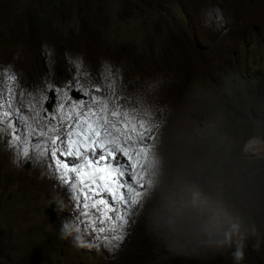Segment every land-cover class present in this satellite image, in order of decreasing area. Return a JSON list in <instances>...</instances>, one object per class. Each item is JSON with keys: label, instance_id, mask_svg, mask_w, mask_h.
<instances>
[{"label": "rangeland", "instance_id": "obj_1", "mask_svg": "<svg viewBox=\"0 0 264 264\" xmlns=\"http://www.w3.org/2000/svg\"><path fill=\"white\" fill-rule=\"evenodd\" d=\"M29 1L20 0L21 8L25 9L30 3ZM99 1L107 3L104 10L106 17L104 23H97V19L92 18L91 22L94 25L86 20L85 29L90 35L89 42L94 45L92 38L94 35L100 41L94 50L90 52H85L82 47H68L63 44V39L60 37L50 38L41 34L37 37L32 35L28 38L27 34L25 35L24 33H30L31 31L26 30L21 25L20 19L16 20V25L19 26L16 29V34L19 35L16 44H13L12 38L0 37V58L12 61L11 65L20 74L17 77L19 80L17 83L11 82L12 89L7 92L8 102L4 100L6 104H11L12 112L15 111L16 113L19 111L22 114L21 108H26L25 112L28 113L27 118L31 119L32 128L37 131L41 129L47 131L49 123L46 121L36 123L33 120V118L41 115L39 106L42 103L43 107L42 101L46 99L48 93L47 84L42 82L40 78L48 74L54 79L56 66H60L66 76L67 69L59 65V59L64 57L65 54H78L81 55L87 65L88 72L83 82L77 85L80 90L76 91V96L63 101L60 99L62 93L58 92L56 94V104L53 107L52 114L49 116L52 124L57 122L53 117L60 115L57 111L58 104H71L73 101L80 100L88 101V96L84 94V90H87L89 95L106 98L110 107L115 99V102L120 105L122 110L126 109L131 112L132 110L129 107L132 99H118V91L116 90L111 91V95L107 97L110 92L102 85L103 81L107 80L113 85V89L128 86L130 91H140L153 103L155 102V105H161L158 114L160 115L159 118L166 115L168 110H172L173 116L177 114L184 115L194 121L202 130V134L216 135L214 134L212 121L206 118L205 113L208 114L210 112L212 106L216 103L215 99L220 94L213 87L217 72L210 66V59H216L218 51L214 48L213 43L210 44L211 48L201 46L203 45L202 42L198 44L201 47L195 43L193 44L195 38L191 34L192 27L196 21L201 20L203 17H208L209 15H205V13L211 8L205 7L204 0H184L185 3L183 5L180 4L183 0H175L174 3H166L165 0H148L156 9V12L147 11L141 13L131 10L127 12L125 19H119L116 12L117 4L111 3V1L115 0ZM157 2L159 6H156ZM228 5L229 1L225 0L219 14L220 17L224 8ZM79 9L75 10V15H68L61 19L64 31L73 26L75 17L79 23L80 20L88 16V11L83 15L84 11ZM162 12L163 14H161ZM241 20L247 24L238 34L239 41L234 38L236 35L231 33L226 36V39L233 41L237 53L248 59L251 56L252 49L247 44L251 45L250 41L264 36V12H256L255 15L250 12L248 16L247 14L242 16ZM252 20H255L253 26L251 25ZM225 29L224 24H221L216 31L219 33L220 30L231 31L230 29ZM187 31L190 32L185 35ZM73 32L75 33L74 28ZM176 33H179V35L174 39L181 41L176 47H165L164 52L166 53L163 54L162 64L167 63L170 67L176 68V70L180 68V70L176 72L172 82L168 83L172 86L166 89L167 84L163 82V74L154 75L149 61L154 59L153 51L158 54L159 47L170 43L171 37H174ZM222 33L219 36H222ZM32 44L36 46L35 49ZM124 47L125 49L122 50ZM144 47L150 48V52L146 53L143 50ZM103 48L107 49V51H109V48L117 51L104 52ZM189 49L196 53L191 54L188 51ZM258 52L264 56V44L259 47ZM136 53H141L142 65L134 67L131 63H136L133 57ZM52 62L54 63L53 72L50 71ZM185 64L189 66L187 69L183 68ZM146 81H150L149 83L151 84H144ZM33 83L37 88L43 90V95H41V101L39 102L30 101L36 93ZM253 86V93H259L264 96V86H261L260 81H254ZM97 88H100L99 92L96 91ZM9 89L5 82L0 81V93L3 94L4 99L6 90ZM61 89L69 92L66 89L65 82ZM135 101L137 102L139 99H135ZM226 106L233 110L240 106V99L233 100ZM155 118L156 114H147L145 116L146 132L143 142L145 150L150 144L149 137L152 135L151 124L155 121ZM253 128L254 133L248 141L249 147L254 145L256 143L254 141L257 139L264 140L263 135L259 134L262 125L255 123ZM224 129L223 135H227L231 140V150L234 153H238L241 147L244 146L241 143L242 138L239 140V146H237L239 135L247 129V126L243 124H226ZM20 135H24L23 129ZM8 139L9 137L6 133L0 132L1 143L5 144ZM35 139L36 137L32 138V140ZM31 142H29V155H32ZM1 143L0 160L6 166V169L11 172L6 184L8 189H14L12 192L15 205L22 212H26L18 219L16 226L24 229L23 233H26L27 229H32L33 238L39 240L45 237L50 238L56 230L59 235L62 220L71 219L75 221L76 225L85 234V239L90 246L86 247V250L80 249L78 255L71 256V260L68 261L70 264H161L159 261L168 263L171 257L175 255L162 245L154 242L145 233L142 224L134 215V209L129 217L126 238L119 248L109 250L105 247L107 242L103 243L102 239L92 235L89 231H85V228H91V223L85 224L87 219L84 215H81L82 206L78 207L77 203L74 205L75 202L73 201L69 206H65L62 211L57 208V200L62 201L65 205V196L68 193V188L50 175V169L46 167L47 161L43 165L39 161L33 163L31 157L32 168L27 166L24 169L27 161L26 158L21 157L17 159L20 166L16 167L11 163L13 158L16 159L15 152L11 151L8 145H2ZM117 159L122 163H127L122 156H118ZM25 170H29V173L25 174ZM129 170L131 171V168ZM41 174L44 175V178ZM124 180L128 183H135L130 176H126ZM141 187L142 185L137 184V190ZM49 212L52 213L54 219L52 223H48ZM4 226L15 227L14 224H5ZM7 240H10V238L8 237ZM58 241V244H53L50 248L53 252L58 250L64 243L63 248L66 250L64 256L66 258L68 256L67 253H69V247L75 253V246L69 243L68 239H60L59 237ZM73 251H70V253ZM160 255H163V257L160 258ZM47 256L49 255L47 254ZM194 260L193 264H198L200 261L208 264H228L229 262L227 256L220 253L210 255L205 259ZM63 262L65 263V260Z\"/></svg>", "mask_w": 264, "mask_h": 264}, {"label": "clouds", "instance_id": "obj_2", "mask_svg": "<svg viewBox=\"0 0 264 264\" xmlns=\"http://www.w3.org/2000/svg\"><path fill=\"white\" fill-rule=\"evenodd\" d=\"M224 1L222 0L218 9L219 14ZM228 1L229 4L232 2ZM246 1L252 7L251 11L247 10V16L250 12L252 15L256 12H264V0ZM170 2L174 3L175 0ZM184 3L183 0L180 4ZM39 6L49 7L46 3ZM211 6L208 1L207 4L205 3L206 8ZM86 13L87 11H84L83 15ZM203 18L197 20L192 27L191 34L195 38L193 44L198 39L197 35L199 37L198 21L201 22ZM215 21L217 27L221 24L225 26L227 20H224V11L220 20L216 18ZM246 24L244 22L243 28ZM226 31L215 32L218 36L223 33L219 36L220 38L213 36V42H211L218 51L217 58L210 59V66L217 72L215 78L224 73L239 77V70L243 69L242 63L247 66L250 62V58L245 59L237 53L233 41L226 39ZM189 32L187 31L185 35ZM41 34L43 33L36 30L26 36L37 37ZM178 35L179 33H176L174 37ZM238 37L239 35L236 34L234 38L239 41ZM224 40L231 45L229 46ZM211 43H205L204 46L211 48ZM195 44L198 45V43ZM247 45L252 49L251 45ZM32 46L36 48L35 45L32 44ZM188 51L191 54L196 53L190 49ZM11 63L12 61L8 59L0 58V81L5 82L10 90L11 82L17 83L19 81L17 77L20 75ZM59 65L67 69L65 76L62 68L56 66V74L53 77L59 81H55L48 74L40 78L47 84L48 93L46 99L42 101L43 107L42 103L39 106L41 115L33 118L36 123L41 121L51 123L49 116L56 104L57 89H61L65 82L69 97L76 96L77 85L83 82L88 72L87 65L78 54H65L59 59ZM188 67L186 64L183 65L184 69ZM53 68L52 62L51 72ZM231 68L236 71L235 74L232 73ZM9 76L14 79H8ZM102 85L110 92L107 97L111 95V91L116 90L118 99H132L129 108L136 111L138 118L144 122H146L147 114H156L155 121L151 124L150 144L138 165L136 184L142 187L136 190L137 203L133 205L134 215L142 224L145 233L168 251L183 257L205 259L220 253L227 256L228 264L231 262L250 264L246 257L252 245L264 247V140L257 139L256 143L249 147L248 141L253 132L246 131L239 136L237 142L239 146V140L242 138L241 143L244 146L238 153H234L231 150V140L227 135L202 134V130L194 121L184 115L173 116L172 110H168L166 115L159 118L161 105H155V102L149 100L144 93L134 90L128 92L124 86L113 89V85L107 80L103 81ZM171 86L168 84L166 89ZM33 88L36 93L30 101H41L43 90L37 88L35 84ZM8 91L6 90L4 99L7 102ZM135 99L139 101L136 102ZM21 110L23 115L21 113L20 115L26 118L28 125H31V119L27 118L28 113L25 112L26 108L22 107ZM15 114L13 111V116ZM13 124L20 130L18 132L20 135L24 125L16 120H13ZM31 157L32 155L24 157L27 161L24 169L27 166L32 168ZM11 163L16 167L20 166L15 158ZM5 171L8 172L7 181L11 172L0 160V184L3 187L0 190V227H4L6 233L15 234L16 245L19 243L21 249H24L26 245H31L37 240L33 238L32 229H27V232L23 233L24 229L16 226L18 219L26 212H22L15 205L12 192L14 189H8L4 181ZM24 173L28 174L29 170H25ZM42 177L44 178V175ZM78 188L79 186L77 189L69 186L65 205L60 200L56 201L59 210H64L65 206H69L73 201L74 205L77 203L73 192H78ZM13 211L17 218L11 215ZM51 215L52 213L49 212V217ZM5 224H14L15 227L4 226ZM59 237L68 239L69 243L75 246L73 256L78 255L80 249L86 250V247L90 246L85 239V234L71 219L62 220ZM63 247L64 243L60 246L62 254L66 251ZM68 251L70 254L72 251L70 247ZM69 260L71 259L67 256L65 263Z\"/></svg>", "mask_w": 264, "mask_h": 264}, {"label": "snow or ice", "instance_id": "obj_3", "mask_svg": "<svg viewBox=\"0 0 264 264\" xmlns=\"http://www.w3.org/2000/svg\"><path fill=\"white\" fill-rule=\"evenodd\" d=\"M212 13L220 20L218 9H209L205 15ZM57 91L62 93L61 100L70 99L67 91ZM84 94L87 102L58 104L60 115L53 117L57 122L49 123L47 131H37L19 111L13 116L11 104H6L0 93V132L8 135L6 143L16 159L28 157L32 141L33 163L43 165L47 161L54 179L67 188L79 186L73 194L78 207L82 206L81 215L87 217L85 224L91 223L85 231L106 241L105 247L111 250L119 248L126 238L129 217L137 203V169L145 152V122L136 111L122 110L115 99L110 107L106 98L89 95L87 90ZM13 120L24 125V135L18 134ZM118 156L127 163H121ZM126 176L135 183L126 182Z\"/></svg>", "mask_w": 264, "mask_h": 264}, {"label": "trees", "instance_id": "obj_4", "mask_svg": "<svg viewBox=\"0 0 264 264\" xmlns=\"http://www.w3.org/2000/svg\"><path fill=\"white\" fill-rule=\"evenodd\" d=\"M207 1L212 5L211 9H219L222 2V0H205L206 4ZM231 1L232 2L224 10V20H227L226 23L224 22L225 28L231 30L230 32H228V30L225 32L226 36L229 33L232 35L240 33L244 26V22L241 20L242 16L247 14L248 9L250 11L252 9L250 3H247L246 0ZM29 2L30 3L25 9H22L20 0H5L3 2L0 0V37H5L7 39L12 38L13 43L16 44L19 38V35L16 34V29L19 27L16 25V20L20 19L21 25L24 26L26 30H38L40 33L50 38L60 37L63 39V44L68 47H82L85 52H90L99 44L100 41L95 35L92 37L94 45L89 42L90 35L85 29L86 20L92 25H94L91 22L92 18H96L97 23H104L106 17L104 10L107 3H103L99 0H30ZM165 2H170V0H165ZM45 3L49 5L48 8L39 6V4ZM111 3L117 4L116 12L119 19H125L127 12L131 10H136L141 13L147 11L156 12V9L148 0H115L111 1ZM156 6H159L158 2ZM77 8H80L79 10L88 11V16L80 20L79 23L76 21L75 17L73 26L64 31L62 29L61 19L68 15H75V10ZM93 13H95V15H93ZM79 16L81 15L79 14ZM215 19L216 16L212 13L209 18H203L201 22L198 21L197 27L200 30L199 37L195 43L200 44V42H202L203 45L201 46H204L205 43L213 42V36L219 37L215 34V32H217ZM254 22L255 20L251 23L252 26ZM73 28L75 29V33L73 32ZM24 34L26 35L28 33ZM174 38L177 37H171L170 43L160 46L158 54L152 50L154 59L149 61L150 68L154 72V75L163 74V82L166 83L167 86L168 83L172 82L175 78L176 72L180 70V68L176 70V68L170 67L167 63H164V65L162 64L163 54L166 53L164 52L165 47H176L181 41ZM227 43L229 46L231 45L229 42ZM250 44L252 46L250 62L247 66L242 63L243 69L239 70V77L224 73L222 76H218L214 79L213 87H215L220 94L215 99V105L212 106L210 112L208 114L205 113V115L207 119L212 121L214 134L216 135L224 134L226 124H243L247 126V129L240 135L246 131L254 133L253 126L256 123L262 125L259 134L264 136V96L259 93H253L254 81H260L261 86H264V56L258 52L259 47L264 44V36L252 40ZM201 46L199 45V47ZM124 49L125 47L122 50ZM102 50L104 52L117 51L113 48H109V51L105 48ZM143 50L149 53L151 49L144 47ZM133 57L136 63H131L132 66L137 67L138 65H142L141 53H136ZM112 64L114 63L112 62ZM231 69L232 73L235 74L236 71L233 70V68ZM149 82L150 81H146L144 84H151ZM125 89L131 92L128 86L125 87ZM236 99H240V106L230 110L226 105ZM7 177L8 172L5 171L4 181H6ZM2 189V184H0V190ZM14 211L11 215L17 218ZM6 232L4 227H0V264H65L63 262L65 259L61 248L59 247V249L54 252L50 249L53 244L59 243L56 238L58 236L57 233H52L50 238L45 237L44 239L33 241L31 245H26L24 249H21L19 243L18 245L15 243L17 237L15 235L12 236V233ZM8 237L10 240H7ZM47 254L49 256H47ZM71 254L73 256L74 252ZM162 257L163 255H160V258ZM246 260L250 262V264H264V247L253 244ZM194 261L193 258L175 254L168 263H164L163 261H159V263L193 264ZM198 264L208 263L200 261ZM231 264L233 263L231 262Z\"/></svg>", "mask_w": 264, "mask_h": 264}, {"label": "bare ground", "instance_id": "obj_5", "mask_svg": "<svg viewBox=\"0 0 264 264\" xmlns=\"http://www.w3.org/2000/svg\"><path fill=\"white\" fill-rule=\"evenodd\" d=\"M205 5V4H204ZM191 35V34H190ZM194 38V37H193ZM257 140H255L254 142H256ZM53 221L51 220V217H49V219H48V223H52ZM53 233H57L58 234V231L56 230V231H54ZM103 234H100V236H102ZM58 240H59V235L56 237ZM104 242H106V241H104L103 240V243ZM12 248V247H11ZM7 250V249H6ZM73 251V250H72ZM74 252V251H73ZM68 254V256L69 257H71L72 256V254L70 253H67ZM63 256H64V253H63ZM66 257L64 256V259H65ZM68 264H69V262H68Z\"/></svg>", "mask_w": 264, "mask_h": 264}, {"label": "water", "instance_id": "obj_6", "mask_svg": "<svg viewBox=\"0 0 264 264\" xmlns=\"http://www.w3.org/2000/svg\"><path fill=\"white\" fill-rule=\"evenodd\" d=\"M51 220H52V221L54 220L52 215H51Z\"/></svg>", "mask_w": 264, "mask_h": 264}]
</instances>
